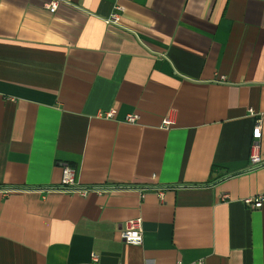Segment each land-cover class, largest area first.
I'll return each instance as SVG.
<instances>
[{
    "label": "crops",
    "instance_id": "0c3cea01",
    "mask_svg": "<svg viewBox=\"0 0 264 264\" xmlns=\"http://www.w3.org/2000/svg\"><path fill=\"white\" fill-rule=\"evenodd\" d=\"M51 1L0 0V264H264V0Z\"/></svg>",
    "mask_w": 264,
    "mask_h": 264
},
{
    "label": "built area",
    "instance_id": "2783aa9c",
    "mask_svg": "<svg viewBox=\"0 0 264 264\" xmlns=\"http://www.w3.org/2000/svg\"><path fill=\"white\" fill-rule=\"evenodd\" d=\"M117 1V0H114ZM58 5V0H52L48 5L47 9L50 12H53L56 10ZM116 11H120L121 8L116 6L115 7ZM110 21L108 23H117L119 21V17L117 15H113ZM114 111H109L107 113H100L99 116L104 119H111L114 116ZM251 114L252 111H250ZM126 122L128 124H135L136 123V117L134 116H128L126 118ZM173 120L172 117L169 115L166 118L163 119L161 127L164 129H168L173 125ZM261 134V124L260 121H258L255 125L254 131H253V144H252V152L250 155V163L252 165H258L260 163V159L258 157L257 151H258V142ZM61 188L65 190H72L75 189L77 184H76V173L73 168L70 167H64L62 169V177H61ZM79 193L84 194V191H79ZM244 205L249 207L250 209H257L261 208L264 206V194L258 195L255 198H249L243 201ZM120 240L130 246H141L142 241H143V230H142V220L141 219H136V220H130L124 223V226L122 230L120 231ZM91 260L93 263L98 262V257L96 254L91 255ZM192 264H203L201 261L197 263H192Z\"/></svg>",
    "mask_w": 264,
    "mask_h": 264
}]
</instances>
